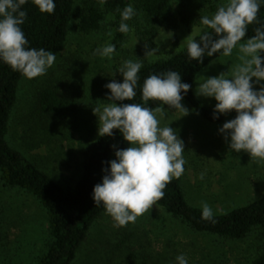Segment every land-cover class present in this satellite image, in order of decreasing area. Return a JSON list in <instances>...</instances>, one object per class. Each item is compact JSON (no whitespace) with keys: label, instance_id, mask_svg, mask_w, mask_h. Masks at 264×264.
I'll use <instances>...</instances> for the list:
<instances>
[{"label":"rangeland","instance_id":"1","mask_svg":"<svg viewBox=\"0 0 264 264\" xmlns=\"http://www.w3.org/2000/svg\"><path fill=\"white\" fill-rule=\"evenodd\" d=\"M223 2L171 0L177 25L158 28L152 34L141 16L127 21L133 29L128 33L116 30L120 21L109 12L97 31L82 32L72 23L65 44L53 52L57 58L47 73L21 80L9 125V142L60 184L73 185L82 172L87 151L99 136L92 108L108 102L105 84L113 79L122 82V76L116 72L122 62L137 58L149 62L186 47L187 36L197 33L200 27L199 17L211 15ZM107 43L115 45L110 59L93 56V49ZM145 43L158 47L153 57L143 58ZM260 55L264 56V52ZM238 63V49L228 57L215 59L194 79L195 94L205 78L220 74L230 78ZM48 85L76 101L68 119L38 118L37 92ZM198 97L214 108V98ZM181 103L189 110L187 115L161 106L168 113L160 126L169 124L184 143L185 171L179 179L190 204L201 208L206 202L218 213L263 195L264 161H253L243 151L229 150L218 132L236 113L222 114L223 120L213 123L195 113L186 101ZM201 172L203 179L199 178ZM48 239L47 216L37 200L0 180V264H35ZM263 252L264 227L254 229L242 239H227L194 231L153 205L135 223L121 228H114L104 212L93 223L72 264H175V257L182 253L189 264H251Z\"/></svg>","mask_w":264,"mask_h":264},{"label":"clouds","instance_id":"2","mask_svg":"<svg viewBox=\"0 0 264 264\" xmlns=\"http://www.w3.org/2000/svg\"><path fill=\"white\" fill-rule=\"evenodd\" d=\"M28 2L0 0V62L32 79L45 75L57 57L43 47H29L21 28L27 18L23 6ZM106 2L99 0L101 5ZM31 3L41 13L52 14L56 8L55 0H31ZM262 4L264 0H224L214 13L199 17L197 33L188 35L186 40L187 56L197 62L217 53L228 57L238 49L240 63L235 65L230 78L224 74L205 78L198 84L196 94L214 98V119L229 111L236 113L218 132L227 141L229 150L243 151L253 161H264V83H261L264 56L260 55L264 52V23L257 18ZM136 14L131 3L126 5L120 10L116 30L133 31L127 21ZM251 24L260 26L254 29V35L240 43ZM157 52L158 47L145 43L143 58L153 57ZM114 53L115 45L107 43L93 49L92 54L110 59ZM142 67L140 58L123 61L116 71L122 76V82L113 79L105 84L109 90L108 102L92 108L98 120V135L112 136L115 129L128 144L124 149L115 150V158L108 161L107 169H102L106 174L91 193L95 207L104 208L114 228L135 223L164 197L166 186L185 171L184 143L169 124L160 126L168 113L161 105L187 115L189 110L181 101L191 85L182 82L177 71L150 74L140 88L142 103H116L131 101L137 95L138 73ZM150 100L159 101L160 105L155 109L146 107ZM199 178H204L203 172ZM201 219L215 222L213 209L206 202L201 204ZM175 264H189V261L182 253L175 257Z\"/></svg>","mask_w":264,"mask_h":264},{"label":"trees","instance_id":"3","mask_svg":"<svg viewBox=\"0 0 264 264\" xmlns=\"http://www.w3.org/2000/svg\"><path fill=\"white\" fill-rule=\"evenodd\" d=\"M55 3L56 8L52 14L39 12L31 0L23 6L27 18L21 28L29 41V47H43L55 52L65 44L72 23L82 32L97 31L106 13L115 15L120 21V10L129 3L137 13L132 19L141 16L150 26V34L158 28H173L177 25L171 0H107L103 5L99 0H78L79 8L76 0H55ZM257 18L264 23V4ZM259 26L249 25L246 37L241 42L254 35V29ZM220 56V53L211 57L204 56L202 62H197L189 60L184 47L169 56L144 62L138 73L137 95L131 101L116 103H142L140 88L144 78L150 74L173 70L180 72L182 82L191 85L183 100L193 111L209 122H221L223 116L218 115L214 119L213 109L193 90L196 76ZM23 77L0 62V180L8 187L33 196L45 211L49 239L35 264H72L93 223L105 212L102 206L94 205L91 198L93 186L101 182L106 174L102 169H107L108 161L115 158V150L124 149L128 144L115 129L112 136H98L86 153L82 172L76 182L71 186H63L7 138ZM75 103L74 99L62 94L59 88L44 86L37 92L36 114L40 119L46 117L47 120L63 121L69 118ZM159 105V101L150 100L145 106L155 109ZM164 192V197L155 206L163 208L194 231L227 239H242L254 229L264 227V194L244 205L214 213L215 222H212L201 219V208L187 200L180 179H173ZM251 264H264V252L257 255Z\"/></svg>","mask_w":264,"mask_h":264}]
</instances>
